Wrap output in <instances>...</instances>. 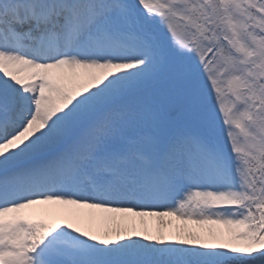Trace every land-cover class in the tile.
<instances>
[{
  "label": "snow or ice",
  "instance_id": "obj_1",
  "mask_svg": "<svg viewBox=\"0 0 264 264\" xmlns=\"http://www.w3.org/2000/svg\"><path fill=\"white\" fill-rule=\"evenodd\" d=\"M0 264H264V0H0Z\"/></svg>",
  "mask_w": 264,
  "mask_h": 264
},
{
  "label": "rangeland",
  "instance_id": "obj_2",
  "mask_svg": "<svg viewBox=\"0 0 264 264\" xmlns=\"http://www.w3.org/2000/svg\"><path fill=\"white\" fill-rule=\"evenodd\" d=\"M168 220H172V224L168 227H164L157 221L156 218H148L147 227L153 234H156L159 231H163L167 235V232H169V237L170 239H172L175 234L176 227L180 224V222L175 221L174 218H168ZM144 226L145 225L140 223V218H136V227L143 228Z\"/></svg>",
  "mask_w": 264,
  "mask_h": 264
},
{
  "label": "bare ground",
  "instance_id": "obj_3",
  "mask_svg": "<svg viewBox=\"0 0 264 264\" xmlns=\"http://www.w3.org/2000/svg\"><path fill=\"white\" fill-rule=\"evenodd\" d=\"M139 219V218H138ZM166 220H168V218H165ZM157 222V221H156ZM157 224V223H156ZM166 235V234H165ZM170 235H169V232H167V235H166V238H168V239H170V237H169Z\"/></svg>",
  "mask_w": 264,
  "mask_h": 264
}]
</instances>
